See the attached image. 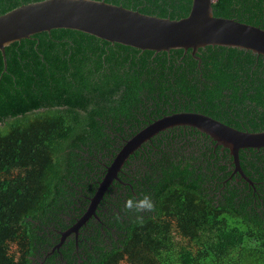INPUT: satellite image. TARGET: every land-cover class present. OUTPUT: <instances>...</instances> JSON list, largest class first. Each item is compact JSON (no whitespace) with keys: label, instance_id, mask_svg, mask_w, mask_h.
I'll return each mask as SVG.
<instances>
[{"label":"trees","instance_id":"16d2710c","mask_svg":"<svg viewBox=\"0 0 264 264\" xmlns=\"http://www.w3.org/2000/svg\"><path fill=\"white\" fill-rule=\"evenodd\" d=\"M40 0H0V15ZM180 19L192 0H105ZM214 14L264 29V0ZM142 50L56 28L0 50V264H264V147L228 148L192 126L145 141L88 210L114 158L163 116L199 112L264 130V56L208 45ZM149 195L155 210L124 208ZM61 244L60 247L58 245Z\"/></svg>","mask_w":264,"mask_h":264},{"label":"water","instance_id":"95a60500","mask_svg":"<svg viewBox=\"0 0 264 264\" xmlns=\"http://www.w3.org/2000/svg\"><path fill=\"white\" fill-rule=\"evenodd\" d=\"M215 1L192 0L189 14L180 19L145 14L105 0L34 1L0 15V50L6 66V46L38 32L66 28L142 50L170 52L172 49H191L198 59V50L208 45L237 47L264 56V29L233 18L215 16ZM173 126H192L212 137L216 146L228 148L234 157L236 171L246 179L240 166L239 151L264 147V130H239L199 112L186 111L163 116L126 141L108 167L88 210L63 233L62 241L72 232H78L92 217L105 189L118 177L128 157L153 135Z\"/></svg>","mask_w":264,"mask_h":264},{"label":"clouds","instance_id":"9594fccd","mask_svg":"<svg viewBox=\"0 0 264 264\" xmlns=\"http://www.w3.org/2000/svg\"><path fill=\"white\" fill-rule=\"evenodd\" d=\"M124 208L128 212L136 213L135 222L142 225L144 222L143 214L153 212L155 210V203L149 195H144L139 199H127Z\"/></svg>","mask_w":264,"mask_h":264}]
</instances>
